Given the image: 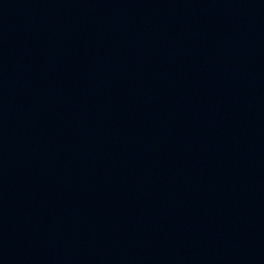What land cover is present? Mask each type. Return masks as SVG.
<instances>
[{"label": "water", "instance_id": "water-1", "mask_svg": "<svg viewBox=\"0 0 264 264\" xmlns=\"http://www.w3.org/2000/svg\"><path fill=\"white\" fill-rule=\"evenodd\" d=\"M0 264H264V0H0Z\"/></svg>", "mask_w": 264, "mask_h": 264}]
</instances>
